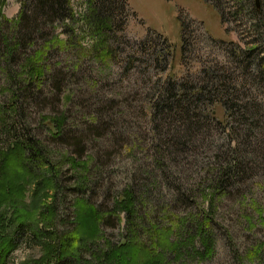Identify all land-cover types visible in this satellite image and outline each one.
<instances>
[{"label":"rangeland","instance_id":"374dc122","mask_svg":"<svg viewBox=\"0 0 264 264\" xmlns=\"http://www.w3.org/2000/svg\"><path fill=\"white\" fill-rule=\"evenodd\" d=\"M126 1L131 15L122 35L127 41H108L112 53L104 64L95 60L93 38L75 29L83 47L80 52L52 45L43 56L45 64L63 70L56 87L45 81L38 86L40 92H24L18 106L12 101L14 88H8L4 78L8 72L18 74L24 50L12 55L16 58L12 68L0 70V150L15 141L32 150L30 161L24 162L32 178L21 170L27 182L13 183L15 190L21 187L20 197L13 198L12 205L0 202V232H12L19 212L25 220L6 264H121L115 258H102L127 241V235L147 258L159 253L157 264H264V83L251 85L246 80L239 88L242 97L259 108L260 117L249 111L253 124L249 136L256 140L250 144L252 155L246 157L249 163L244 157L242 177L224 193L212 194L220 177L218 167L230 157L222 139L210 135L201 142L185 136L183 145H171L173 140L170 143L162 135L152 137L157 129L153 130L145 111L154 80L193 75L205 62L223 65L228 60L224 48H250L262 41L264 46V28L251 32L248 0ZM69 4L75 23L80 24L77 13L83 0ZM18 6L17 0H4L0 12L12 19ZM178 17L187 23L183 54ZM148 31L167 40L168 50L154 36L147 44L167 50L164 71L152 69L142 53L138 54L142 63H128L127 57L137 56V43ZM4 56L0 55L1 65ZM79 62L83 64L75 69ZM235 77L237 83L242 78ZM214 108L222 119L220 107ZM53 115L65 117L66 137L44 125L43 118ZM86 124L91 125L89 130L84 129ZM67 135L80 138L79 145ZM173 148L179 151L173 153ZM184 148L189 151L180 152ZM70 158L85 162L84 167ZM44 178L49 183L43 184ZM125 191L132 199L128 213L115 205ZM79 198L101 213L100 233L78 246L76 254L60 256V243L75 227L74 204ZM23 201L36 202L34 215Z\"/></svg>","mask_w":264,"mask_h":264},{"label":"trees","instance_id":"16d2710c","mask_svg":"<svg viewBox=\"0 0 264 264\" xmlns=\"http://www.w3.org/2000/svg\"><path fill=\"white\" fill-rule=\"evenodd\" d=\"M118 1L83 0L84 6L77 13V15L79 14L80 24L75 23V12L72 10L69 0H17L19 6L15 17L12 19L4 17L0 12V55L6 56V58L4 56L6 61L2 65L0 62V70L12 68L16 59H11L12 55L15 53V56H18L24 50V56L19 60L20 71L18 74L15 76L8 72V76L6 75L4 78V83L8 85V88H14L11 91V95L14 96L12 99L14 105L18 106L16 102L18 99L22 102L20 96L24 92L34 89L40 92L41 89L38 86H41L45 81L48 86L56 87L57 78L62 75L63 70L60 67H50L48 65L50 63L45 64L46 60L43 56L48 50L55 47L80 52L83 47L80 41L76 40L75 29L80 34L86 33L93 38L94 42L91 48L95 60L104 64L103 62H106L108 56L112 53L107 47L108 41H115L116 38L127 41L122 33L131 13L126 0ZM3 3L4 0H0V8ZM248 3L250 9L248 16L252 17L251 32H257L264 28V0L262 2L261 0H248ZM180 23V52L183 54L186 49V40L183 35L187 23L184 20L183 22L180 20ZM150 36L160 39L159 41H162L168 50L169 45L164 37L158 33L148 31L139 41L140 43H137V56L127 57L129 59L128 63L131 65L134 62L137 64L142 63L143 59L139 58L142 53L152 69L164 71L168 67L169 54L167 50L159 46H153V48L148 46L147 44L151 42ZM52 45L53 48H51ZM223 50H226L227 64L225 62L223 65H218L217 61L205 62L193 75L185 74L179 79L167 76L164 79L154 80L152 92L146 99L145 107L148 122H150L153 130L157 129L152 137L162 135L170 143L173 140L171 145L177 147L183 145L184 141L181 138L185 136L188 140L197 137L201 142H207L210 135L222 139V146L228 147L229 150L226 151L230 157L227 155V161L218 167L220 177L213 185L212 194L216 192L224 193L231 186V183L242 177L241 165L243 159L245 157L247 160V155H252L250 144L256 141L249 136L253 129V124L249 122V111H253L254 118H259V108L253 107L248 100L244 99L239 88L246 80H250L251 85L264 83L263 41L262 43L253 44L250 48L237 46L224 48ZM181 58L184 59L183 56ZM80 59L83 60V58ZM231 63L234 67H231ZM76 64L75 69L83 63ZM235 76H242V78H239L238 83ZM20 77L21 80H19ZM240 94L241 97L238 98ZM214 105L220 107L222 119L216 117ZM43 119L44 125L51 133H55L57 136L65 135L64 116L53 115ZM86 125L84 129L89 130L91 125ZM240 129L244 132H240ZM211 131H214L215 134L210 133ZM190 136L191 138H189ZM68 138L74 144L79 145L80 138L75 136H68ZM24 142L28 143L27 141ZM30 144L32 145V143ZM237 145L242 148L237 147ZM177 151H179L178 148L172 149L173 153ZM187 151L189 150L184 148L180 152L185 153ZM31 153L32 150L29 146L22 144L20 141H15L10 147L0 150V202H7V204L12 205V202L15 201L13 198L20 197L17 190L19 191L21 187L15 190L13 183L15 180L27 182L26 177L21 175L22 171L29 176V179L32 178L31 173L27 172L28 170L24 166V162L30 161ZM70 160L73 164L82 167L85 165V162L79 164L73 158H70ZM247 162L249 163L248 160ZM238 166H240V172L237 171ZM234 171H236L235 175ZM237 173H239L238 176ZM174 179L179 182L177 178ZM46 182L49 183V179H42L43 184ZM178 188V186L175 187V189ZM131 200L129 192L125 191L123 195L117 197L115 205L126 209L128 213L132 211ZM22 204L23 207L28 209V212L32 211L34 215L37 208L35 201L28 205H25L23 201ZM74 205L75 227L72 232L66 234L68 240L65 239L60 243L57 250L60 251V256L63 253L76 254L75 250L78 246L85 245L100 233L101 213L81 198L76 199ZM17 214L20 215L17 218L15 216L13 219L12 232L10 234L0 232V264H6L8 255L16 248V238L20 233L17 230L20 226H23L25 221L21 219L23 218L21 212ZM26 214L29 215L27 212ZM28 217L32 219L31 216ZM1 221L2 217H0V224ZM134 233V231L131 232V236ZM127 238V241H122L116 248L104 253L102 259L115 258L121 264L158 263L156 259L160 256L159 253L147 258V254H142L140 249L136 248L134 239L128 237V235ZM50 247L52 246L50 245ZM139 254L142 255L139 256ZM55 264H58V262Z\"/></svg>","mask_w":264,"mask_h":264}]
</instances>
